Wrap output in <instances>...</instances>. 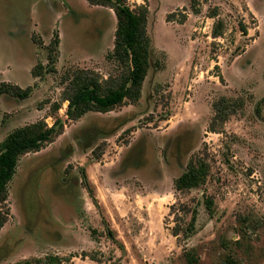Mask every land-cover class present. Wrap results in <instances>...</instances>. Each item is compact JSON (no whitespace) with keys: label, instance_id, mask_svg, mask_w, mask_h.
<instances>
[{"label":"rangeland","instance_id":"rangeland-1","mask_svg":"<svg viewBox=\"0 0 264 264\" xmlns=\"http://www.w3.org/2000/svg\"><path fill=\"white\" fill-rule=\"evenodd\" d=\"M128 4L149 9L140 99L71 121L65 75L86 69L107 80L122 71L111 57L115 13L86 0H0V83L33 87L24 100L1 97L0 144L40 120L65 124L19 160L0 264L52 256L62 264H264V0H198L199 14L192 0ZM217 20L224 34L213 38ZM55 40V72L34 76ZM221 99L237 112L209 132ZM197 160L210 166L206 183L179 191L176 181Z\"/></svg>","mask_w":264,"mask_h":264},{"label":"trees","instance_id":"trees-1","mask_svg":"<svg viewBox=\"0 0 264 264\" xmlns=\"http://www.w3.org/2000/svg\"><path fill=\"white\" fill-rule=\"evenodd\" d=\"M90 5L111 9L117 19L115 31L114 50L112 58L122 68L116 77L103 80L101 76L93 71L77 69L63 78L64 90L61 95V103L68 102L67 116L71 121H77L91 111L108 113L124 103H137L140 99L143 82L150 68V37L148 34L147 6H137L132 9L128 0H86ZM192 9L196 14L200 13L198 0H192ZM208 16L216 18L217 9L214 8ZM243 31H246L243 28ZM224 34L222 20H217L212 28V37L220 38ZM58 41L55 40L49 47V64L47 68L39 65L34 70V76L43 77L44 74L55 72L56 49ZM33 87L21 88L18 85L2 82L0 83V100L8 95L18 100H24L31 96ZM61 103H54L52 110L54 115L61 109ZM215 115L213 116L208 130L220 133L221 127L232 115L237 112L236 105L227 99H221L214 103ZM1 116V105H0ZM64 122L56 116L54 124L50 127L45 120L17 128L11 132L0 144V229L9 220V210H5L8 199V186L14 178L21 156L29 153H37L46 145L53 143L55 139L64 133ZM99 152H103L101 147ZM210 166L202 161L191 162L184 174L176 181L179 191L192 190L201 187L207 181ZM207 208L212 212L213 201L207 199ZM195 220V217L193 218ZM195 223L191 222L186 229L191 235L195 230ZM180 227L178 226V231ZM185 230V233H186ZM174 236H179L175 232ZM197 263L196 258H192ZM64 261L58 256L48 257L44 261L37 260V264H62ZM20 264H32L24 262ZM226 264H236L231 258Z\"/></svg>","mask_w":264,"mask_h":264}]
</instances>
